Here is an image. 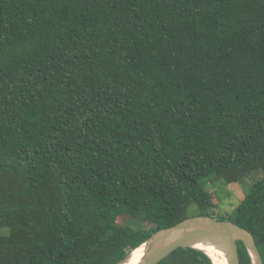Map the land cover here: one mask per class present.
<instances>
[{
    "label": "trees",
    "instance_id": "obj_1",
    "mask_svg": "<svg viewBox=\"0 0 264 264\" xmlns=\"http://www.w3.org/2000/svg\"><path fill=\"white\" fill-rule=\"evenodd\" d=\"M260 170L264 0H0V264H118ZM214 217L264 260V178Z\"/></svg>",
    "mask_w": 264,
    "mask_h": 264
},
{
    "label": "water",
    "instance_id": "obj_2",
    "mask_svg": "<svg viewBox=\"0 0 264 264\" xmlns=\"http://www.w3.org/2000/svg\"><path fill=\"white\" fill-rule=\"evenodd\" d=\"M238 240L243 241L247 247L252 264H264L252 232L232 220H222L211 215L190 216L159 229L139 246H143L144 251L133 264H157L179 247L202 249L217 264L211 252L205 248L213 247L224 253V264H240ZM133 252L118 264L130 259Z\"/></svg>",
    "mask_w": 264,
    "mask_h": 264
},
{
    "label": "rangeland",
    "instance_id": "obj_3",
    "mask_svg": "<svg viewBox=\"0 0 264 264\" xmlns=\"http://www.w3.org/2000/svg\"><path fill=\"white\" fill-rule=\"evenodd\" d=\"M264 178V170L254 171L249 176L242 177L237 182H228L224 178L209 176L202 179L204 188L212 194L215 202L214 207L209 208L207 212L216 217H228L233 214L238 205L245 199L253 188L255 181ZM200 212L197 206L189 209V214ZM134 226H141L139 220H128ZM0 232H6V229H0Z\"/></svg>",
    "mask_w": 264,
    "mask_h": 264
},
{
    "label": "bare ground",
    "instance_id": "obj_4",
    "mask_svg": "<svg viewBox=\"0 0 264 264\" xmlns=\"http://www.w3.org/2000/svg\"><path fill=\"white\" fill-rule=\"evenodd\" d=\"M207 250H209L212 254V257L214 258L215 262L217 264H224V253H222L220 250H216L213 247H205ZM144 251V247L141 246L134 250L132 256L127 261L123 262L122 264H133L141 257L142 253ZM213 261V260H212Z\"/></svg>",
    "mask_w": 264,
    "mask_h": 264
}]
</instances>
